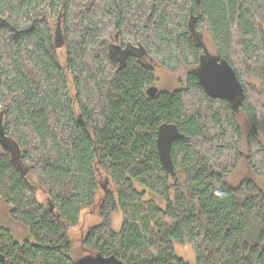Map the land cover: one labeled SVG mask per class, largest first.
Segmentation results:
<instances>
[{"label":"trees","instance_id":"obj_1","mask_svg":"<svg viewBox=\"0 0 264 264\" xmlns=\"http://www.w3.org/2000/svg\"><path fill=\"white\" fill-rule=\"evenodd\" d=\"M117 42L142 46L169 71L186 67L185 80L150 96L154 67L135 54L115 62ZM209 45L235 68L241 100L213 98L200 84ZM168 125L182 135L173 174L157 144ZM263 137L264 0H0V198L30 230L19 241L0 225V264L98 254L191 264L178 244L193 248L196 264H264V187L225 178L243 153L264 175ZM147 191L165 206L149 203L142 214ZM89 208L102 223L76 256L70 230ZM118 210L124 224L115 230Z\"/></svg>","mask_w":264,"mask_h":264},{"label":"rangeland","instance_id":"obj_2","mask_svg":"<svg viewBox=\"0 0 264 264\" xmlns=\"http://www.w3.org/2000/svg\"><path fill=\"white\" fill-rule=\"evenodd\" d=\"M119 44V42H117ZM128 48L131 50L132 54L137 55L141 58V60L144 58L145 62L150 64L155 69L156 76L158 78L156 85L159 87L160 91H173L176 88H179L181 86L182 81L185 80L188 69L186 67H182L178 71H169L161 66H159L155 60L152 58H148V54L145 52L144 48L142 46L134 47L131 45H128ZM63 51V49H61ZM211 54H215V50L213 49V46L209 45L208 51L204 54V58L208 57ZM251 82L253 83H259L256 79L252 78ZM70 89L72 92V95H74V88L72 85H70ZM245 131V135L250 129H247L246 127H243ZM264 140V137H263ZM5 145L8 147L13 148L14 144L10 143L9 141L5 142ZM243 151L245 150L246 143L243 144ZM226 180L230 182L233 185H238L244 180H253L257 182L260 186L264 187V175H257L254 169L249 164L246 155L243 153L241 154V157L238 162V167L236 170H234L232 173L227 175ZM102 185L104 186L105 183V176L104 174L101 176ZM107 188L112 189V184H106ZM139 189H142L141 187ZM39 198L41 200H44V195L42 191L40 190L38 192ZM102 194H100L101 196ZM149 203H155L159 207H164L165 202L161 199L159 195H156L152 192L147 191V195L145 197L144 207H142V214H146L149 209ZM11 206L2 198H0V225L5 226L9 228L13 234L14 237L19 240L23 241L25 239L30 238V230L29 228L23 226L22 224H19L15 220H13L11 214H10ZM97 209H85L81 213L80 222L76 227L71 228L70 234L71 239L73 240V254L76 256H79V250H80V239L86 234V232L95 225H99L102 223V217L98 215L96 212ZM155 219H152V223H154ZM124 224V216L123 212L118 210L113 215V227L115 230H120L122 225ZM257 231L251 233L252 236H250L252 241H256L259 237L258 227ZM176 250L178 254L183 257L185 260L189 261L191 264H196V256L194 253V250L191 246L185 245H177Z\"/></svg>","mask_w":264,"mask_h":264},{"label":"water","instance_id":"obj_3","mask_svg":"<svg viewBox=\"0 0 264 264\" xmlns=\"http://www.w3.org/2000/svg\"><path fill=\"white\" fill-rule=\"evenodd\" d=\"M34 23L30 27L20 29L19 34H28L33 28ZM112 48L117 52L122 51L123 56H128L132 52L129 48H122L118 44H113ZM208 51V50H207ZM197 74L200 84L205 91L213 98L228 99L231 101H239L244 97V86L232 64L221 58L220 56L211 54L208 57H202V63L197 68ZM160 92L157 85H152L147 89L150 96H155ZM182 135L176 126H161L158 134L157 144L163 163V167L168 174L175 173L174 161L172 159V144ZM76 264H123L115 255H86L76 262Z\"/></svg>","mask_w":264,"mask_h":264},{"label":"flooded vegetation","instance_id":"obj_4","mask_svg":"<svg viewBox=\"0 0 264 264\" xmlns=\"http://www.w3.org/2000/svg\"><path fill=\"white\" fill-rule=\"evenodd\" d=\"M121 52H122V51H120L119 53H121ZM121 54H122V53H121ZM131 54H132V53H131ZM114 56H115V58H116V59H115V62H117V63H119V64H121L120 61H121L122 59H126V56H122V57H121V56H119V55L116 54V53H114Z\"/></svg>","mask_w":264,"mask_h":264}]
</instances>
